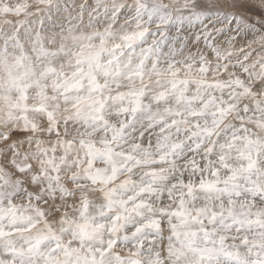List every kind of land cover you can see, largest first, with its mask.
Returning a JSON list of instances; mask_svg holds the SVG:
<instances>
[{"label": "snow or ice", "instance_id": "1", "mask_svg": "<svg viewBox=\"0 0 264 264\" xmlns=\"http://www.w3.org/2000/svg\"><path fill=\"white\" fill-rule=\"evenodd\" d=\"M0 264H264V0H0Z\"/></svg>", "mask_w": 264, "mask_h": 264}]
</instances>
